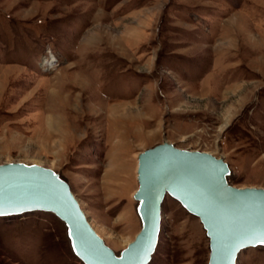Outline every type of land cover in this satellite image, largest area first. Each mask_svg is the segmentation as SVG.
<instances>
[{
    "label": "rangeland",
    "instance_id": "rangeland-1",
    "mask_svg": "<svg viewBox=\"0 0 264 264\" xmlns=\"http://www.w3.org/2000/svg\"><path fill=\"white\" fill-rule=\"evenodd\" d=\"M163 139L264 188V0H0V163L69 183L116 253L140 229L137 154ZM199 219L166 196L149 264H208ZM0 264H83L49 212L0 217ZM236 264H264V247Z\"/></svg>",
    "mask_w": 264,
    "mask_h": 264
},
{
    "label": "water",
    "instance_id": "water-1",
    "mask_svg": "<svg viewBox=\"0 0 264 264\" xmlns=\"http://www.w3.org/2000/svg\"><path fill=\"white\" fill-rule=\"evenodd\" d=\"M222 156L176 147L163 139L137 154L132 197L140 229L116 253L96 232L67 180L38 163H0V217L49 212L61 220L74 255L83 264H149L170 196L197 217L208 238V264H236L241 251L264 247V188L236 187Z\"/></svg>",
    "mask_w": 264,
    "mask_h": 264
},
{
    "label": "bare ground",
    "instance_id": "bare-ground-1",
    "mask_svg": "<svg viewBox=\"0 0 264 264\" xmlns=\"http://www.w3.org/2000/svg\"><path fill=\"white\" fill-rule=\"evenodd\" d=\"M61 221V220H60Z\"/></svg>",
    "mask_w": 264,
    "mask_h": 264
}]
</instances>
